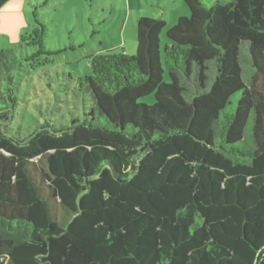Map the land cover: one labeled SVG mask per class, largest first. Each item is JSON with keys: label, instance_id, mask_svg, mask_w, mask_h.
Listing matches in <instances>:
<instances>
[{"label": "trees", "instance_id": "1", "mask_svg": "<svg viewBox=\"0 0 264 264\" xmlns=\"http://www.w3.org/2000/svg\"><path fill=\"white\" fill-rule=\"evenodd\" d=\"M184 1L163 52L140 16L89 56L68 124L16 123L0 49V264H264V0Z\"/></svg>", "mask_w": 264, "mask_h": 264}, {"label": "rangeland", "instance_id": "2", "mask_svg": "<svg viewBox=\"0 0 264 264\" xmlns=\"http://www.w3.org/2000/svg\"><path fill=\"white\" fill-rule=\"evenodd\" d=\"M189 15L184 0H9L0 7V49L19 58L16 123L28 128L36 120L83 119L93 99L77 79L91 72L89 56L135 52L140 16L165 19L163 52L167 29ZM141 100L153 103L154 96Z\"/></svg>", "mask_w": 264, "mask_h": 264}, {"label": "crops", "instance_id": "3", "mask_svg": "<svg viewBox=\"0 0 264 264\" xmlns=\"http://www.w3.org/2000/svg\"><path fill=\"white\" fill-rule=\"evenodd\" d=\"M135 52H136V50H135ZM135 52L132 51L131 53H132V54H133V53L135 54Z\"/></svg>", "mask_w": 264, "mask_h": 264}]
</instances>
